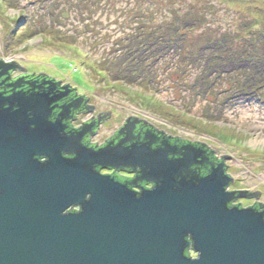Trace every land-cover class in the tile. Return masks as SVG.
<instances>
[{
	"label": "rangeland",
	"instance_id": "rangeland-1",
	"mask_svg": "<svg viewBox=\"0 0 264 264\" xmlns=\"http://www.w3.org/2000/svg\"><path fill=\"white\" fill-rule=\"evenodd\" d=\"M1 43L103 109L228 153L231 188L264 203V0H0Z\"/></svg>",
	"mask_w": 264,
	"mask_h": 264
},
{
	"label": "water",
	"instance_id": "water-1",
	"mask_svg": "<svg viewBox=\"0 0 264 264\" xmlns=\"http://www.w3.org/2000/svg\"><path fill=\"white\" fill-rule=\"evenodd\" d=\"M5 104L0 264H264V210L230 205L260 191H229L234 179L224 162L206 176H187L206 162L203 145L192 144L199 141L183 145L179 158L170 157L168 145L94 151L61 134L60 121L29 120V107ZM96 164L141 166L156 186L138 195ZM77 205L81 212L67 213ZM191 243L196 258L186 253Z\"/></svg>",
	"mask_w": 264,
	"mask_h": 264
},
{
	"label": "flooded vegetation",
	"instance_id": "flooded-vegetation-1",
	"mask_svg": "<svg viewBox=\"0 0 264 264\" xmlns=\"http://www.w3.org/2000/svg\"><path fill=\"white\" fill-rule=\"evenodd\" d=\"M3 43V42H2ZM0 45V109L8 106L6 101L12 102L14 106L21 105L29 107L27 111L29 120L43 119L49 123L60 121L63 128L61 134L68 138L79 140L84 147L97 151L111 146L112 148H122L126 152L134 151V148H149L165 150L170 147V157L179 158L183 145L190 143L179 136L172 135L167 131L157 127L149 118L142 114L129 113L125 116L119 113L117 108L103 109L97 103V96L85 93L77 85L68 80L58 78L48 71H40L31 68L23 60L8 59L1 51L4 46ZM91 94H95L94 92ZM15 107L13 110H18ZM34 126H32L33 128ZM197 147L203 145L205 161L194 164L191 173L206 176L213 166L224 162L226 172L234 181L229 185V191L240 192L242 189H232L237 179L230 172V161L233 157L226 153L220 154L215 147L209 143H192ZM73 150H77L73 147ZM64 157L75 158L76 154L64 152ZM40 162L49 160L46 156H37ZM232 163V162H231ZM94 169L103 176H110L116 182L126 184L138 195L144 189H153L156 184L144 178L141 166H101L95 165ZM245 188L242 190L245 192ZM258 192V191H257ZM254 193L245 192V196L235 199L230 205H240L241 198L252 197V207L264 210L262 200L251 196ZM261 196V193H260ZM90 198V195H87ZM82 211L80 205L73 206L67 213H79ZM194 251L193 243L187 249V254L196 258L198 253Z\"/></svg>",
	"mask_w": 264,
	"mask_h": 264
},
{
	"label": "trees",
	"instance_id": "trees-1",
	"mask_svg": "<svg viewBox=\"0 0 264 264\" xmlns=\"http://www.w3.org/2000/svg\"><path fill=\"white\" fill-rule=\"evenodd\" d=\"M131 54V53H130ZM115 66H117V67H115L116 69L114 70L115 71V73L117 72V75H116V77L115 78H119L120 77V75L122 74V73H125V69H122L121 68V65L119 64V63H116V65ZM244 69V68H243ZM246 70V69H245ZM124 77H126V76H124ZM251 81H254L255 79H250ZM262 81H264V80H262ZM247 85L246 86H249L250 87V81L249 82H247L246 83ZM256 85V84H255Z\"/></svg>",
	"mask_w": 264,
	"mask_h": 264
},
{
	"label": "bare ground",
	"instance_id": "bare-ground-1",
	"mask_svg": "<svg viewBox=\"0 0 264 264\" xmlns=\"http://www.w3.org/2000/svg\"><path fill=\"white\" fill-rule=\"evenodd\" d=\"M234 179V178H233ZM228 190H229V187H228ZM254 198H257L256 196H253ZM257 199H259V198H257Z\"/></svg>",
	"mask_w": 264,
	"mask_h": 264
}]
</instances>
